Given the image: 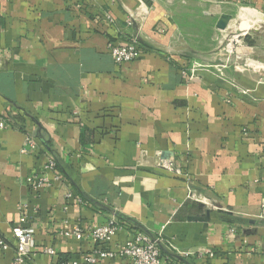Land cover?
<instances>
[{"label":"crops","instance_id":"0c3cea01","mask_svg":"<svg viewBox=\"0 0 264 264\" xmlns=\"http://www.w3.org/2000/svg\"><path fill=\"white\" fill-rule=\"evenodd\" d=\"M239 12L256 28L231 32L244 45L230 56L215 38L235 19L215 24ZM260 25L264 0H0V264H13L22 204L30 264H89L87 228L111 217L125 228L109 249L144 231L165 264H264ZM129 37L138 56L114 63L108 45ZM48 158L60 178L31 189ZM77 224L81 239L65 235Z\"/></svg>","mask_w":264,"mask_h":264},{"label":"built area","instance_id":"2783aa9c","mask_svg":"<svg viewBox=\"0 0 264 264\" xmlns=\"http://www.w3.org/2000/svg\"><path fill=\"white\" fill-rule=\"evenodd\" d=\"M237 38V36L235 37ZM139 41L136 37L125 38L121 44L110 43L108 45L109 54L116 64L124 62H130L136 59L139 52ZM194 68L189 69L188 73L184 72V75L192 76ZM10 124L4 118L0 116V128L9 127ZM35 147V141L33 137H27L23 146L24 151L31 150ZM165 168L171 169L169 165L163 164ZM51 171L54 173L56 179L60 178V174L57 172V163L54 159L48 158L40 166L38 171L33 172L27 177L31 189L37 190L43 186L50 184V179L46 176V172ZM71 198L73 195L71 192L66 195ZM78 204H83V200L80 197L75 198ZM264 206V205H263ZM264 215V209H263ZM124 224L117 220L115 217H111L107 222L103 224H96L87 228V234L95 241V248L91 253H86L83 256V262L94 264L98 260L104 259H116L126 258L129 259L131 264H165L163 261L158 241L144 231L133 232L125 245L117 249H109L105 245L110 242L112 237L118 232L123 230ZM34 229L30 224V216L28 215L27 204H22V213L19 215L17 221L11 227V235L14 239L15 250L13 256V264H30V252L33 245ZM65 235H72L77 239H81L83 235V228L77 224L72 231L65 232ZM0 248L5 250L7 244L0 239ZM48 255H53L54 251L48 247L43 250ZM209 256H213L212 251L206 252ZM186 253L185 256H188ZM202 253H198L197 256H201ZM60 264H78L77 261L62 262Z\"/></svg>","mask_w":264,"mask_h":264},{"label":"rangeland","instance_id":"374dc122","mask_svg":"<svg viewBox=\"0 0 264 264\" xmlns=\"http://www.w3.org/2000/svg\"><path fill=\"white\" fill-rule=\"evenodd\" d=\"M243 11H245V10H243ZM243 11H242V13H245L246 12V11L245 12H243ZM241 17H245V20H246V15L245 16H242L241 15V12L236 13L234 17H231V19H233V18L235 19V20L233 19L234 22H232V25H230L231 26V30H229V32L226 33V36H223L222 38L221 37H216L215 38V42L217 41L216 42L217 44H218V41L219 42L221 41V43H220L219 46H221V49L222 50L228 52V54L230 56H232L233 54H236V52H238V50L240 49V47L242 45H244L242 43V41L240 40V37L234 38L235 36L233 34H231L232 31L234 32L237 29V26H240V25L242 26V22L239 21V19H241ZM247 20H248V18H247ZM253 23H254V21H253ZM256 25H259V24L256 23ZM251 27H252V29L253 28L254 29L256 28L254 25H252ZM233 28H235V29H233ZM260 30L264 32V25H260ZM247 33H248L249 37H250V34H252V35L254 34L253 30L252 31H249ZM241 34H243V33H241ZM239 40H240V42H239Z\"/></svg>","mask_w":264,"mask_h":264},{"label":"bare ground","instance_id":"6f19581e","mask_svg":"<svg viewBox=\"0 0 264 264\" xmlns=\"http://www.w3.org/2000/svg\"><path fill=\"white\" fill-rule=\"evenodd\" d=\"M251 13H253V12H251ZM242 16H245V14L244 15H242ZM252 16H253V21H254V23H257V22H259L261 19L257 16V15H255L254 13L252 14ZM239 21L240 22H242V26L240 25V26H237V29L236 30H239V31H241L242 33H244V32H246V30H248L250 27H251V25L249 24V21L247 20V18H246V20H245V17H241V19H239ZM238 21V22H239ZM233 29H235V28H233ZM235 32V31H234ZM240 32V33H241Z\"/></svg>","mask_w":264,"mask_h":264},{"label":"water","instance_id":"95a60500","mask_svg":"<svg viewBox=\"0 0 264 264\" xmlns=\"http://www.w3.org/2000/svg\"><path fill=\"white\" fill-rule=\"evenodd\" d=\"M231 19L230 15H221L220 18L218 19V21L215 24V27L219 30H224L227 27V24L229 22V20ZM236 34H240L241 31L239 30H235Z\"/></svg>","mask_w":264,"mask_h":264},{"label":"trees","instance_id":"16d2710c","mask_svg":"<svg viewBox=\"0 0 264 264\" xmlns=\"http://www.w3.org/2000/svg\"><path fill=\"white\" fill-rule=\"evenodd\" d=\"M140 44V43H139Z\"/></svg>","mask_w":264,"mask_h":264}]
</instances>
